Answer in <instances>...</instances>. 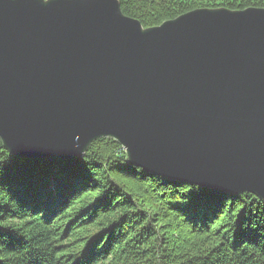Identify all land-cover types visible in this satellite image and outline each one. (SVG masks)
I'll use <instances>...</instances> for the list:
<instances>
[{
    "label": "water",
    "instance_id": "95a60500",
    "mask_svg": "<svg viewBox=\"0 0 264 264\" xmlns=\"http://www.w3.org/2000/svg\"><path fill=\"white\" fill-rule=\"evenodd\" d=\"M101 139L164 179L264 200V9L145 29L118 0H0V140L23 159Z\"/></svg>",
    "mask_w": 264,
    "mask_h": 264
},
{
    "label": "trees",
    "instance_id": "16d2710c",
    "mask_svg": "<svg viewBox=\"0 0 264 264\" xmlns=\"http://www.w3.org/2000/svg\"><path fill=\"white\" fill-rule=\"evenodd\" d=\"M145 29L264 0H118ZM0 264H264V200L129 165L115 140L83 158L23 159L0 140Z\"/></svg>",
    "mask_w": 264,
    "mask_h": 264
},
{
    "label": "rangeland",
    "instance_id": "374dc122",
    "mask_svg": "<svg viewBox=\"0 0 264 264\" xmlns=\"http://www.w3.org/2000/svg\"><path fill=\"white\" fill-rule=\"evenodd\" d=\"M216 9H224V8H216ZM197 10H199V9H197ZM195 11V10H194ZM190 13V12H189Z\"/></svg>",
    "mask_w": 264,
    "mask_h": 264
}]
</instances>
